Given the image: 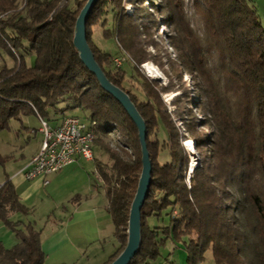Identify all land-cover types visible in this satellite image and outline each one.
<instances>
[{
    "label": "trees",
    "instance_id": "16d2710c",
    "mask_svg": "<svg viewBox=\"0 0 264 264\" xmlns=\"http://www.w3.org/2000/svg\"><path fill=\"white\" fill-rule=\"evenodd\" d=\"M157 1L154 11L173 25L171 45L178 63L170 60V68L177 71L178 80L179 66L187 72L198 98L193 102L183 87L171 111L161 93L175 89L172 80L162 86L139 72L148 60L163 65L147 50L156 44L151 37L155 21L144 14L145 0H97L85 25L95 61L108 80L128 94L147 129L151 182L140 210L141 244L128 264H153L168 240L184 245L186 264H205L209 249L213 264H264V26L251 0H193L205 32L200 37L184 12L183 0ZM85 2L0 0V47L13 60L0 68V130L8 128L10 120L31 114L50 123L59 113L60 121L69 109L89 112L80 118L97 123L92 161L118 245L105 263L109 264L126 243L141 153L135 125L99 87L72 44L75 19ZM126 2L136 4L132 14L124 10ZM107 12L111 23L102 34L114 39L126 56L130 78L138 82L143 99L123 84L125 68L91 42L90 26L105 27ZM30 54L34 61L28 65L25 56ZM58 103L65 106L58 108ZM113 130L121 133L115 148L102 138ZM184 133L194 140L198 154L191 172ZM94 146L109 162L97 158ZM161 152L166 153L163 160ZM7 160L0 154V165ZM15 212L27 215L30 209L6 179L0 185V222L17 241L10 248L0 241V264H44L40 230L11 220Z\"/></svg>",
    "mask_w": 264,
    "mask_h": 264
},
{
    "label": "crops",
    "instance_id": "0c3cea01",
    "mask_svg": "<svg viewBox=\"0 0 264 264\" xmlns=\"http://www.w3.org/2000/svg\"><path fill=\"white\" fill-rule=\"evenodd\" d=\"M251 1L262 25L264 22V0ZM21 118L17 120L20 132H15V136L23 134L22 131L27 134L33 131L35 133L36 129ZM58 122L59 118H56L50 123L56 125ZM41 139L40 136L36 148L28 155L18 151L22 148L21 145H10L9 143L8 150L0 151L1 155L8 157V160L0 165L2 167L0 185L6 179L10 180L19 201L28 207L30 212H32V206L28 205L26 201L36 194L41 185L45 187L51 185L50 193L58 199L51 213L53 217L50 219L51 222L48 217L42 227H37L35 222L27 221L35 229L40 230V247L44 253V264H105L118 245L113 235L114 226L107 211V198L100 186L101 182L94 165L92 168H85L86 160L77 158L60 171L49 175L46 184L43 183L41 177L26 180L23 172L38 151ZM89 169H93L92 176L89 174ZM66 180L68 184L72 183L71 180H74L75 183L67 197L64 195L67 190L54 187H59L60 183L62 184ZM54 182H57L58 185H54ZM47 196H50L49 193ZM16 213H12L10 217ZM13 221H20L21 227L27 224L19 218ZM2 227L5 226L0 222V230ZM0 241L3 243L2 239ZM161 249L163 251H161L158 264H186V252L182 243L168 240ZM90 259L95 260V263H92Z\"/></svg>",
    "mask_w": 264,
    "mask_h": 264
},
{
    "label": "rangeland",
    "instance_id": "374dc122",
    "mask_svg": "<svg viewBox=\"0 0 264 264\" xmlns=\"http://www.w3.org/2000/svg\"><path fill=\"white\" fill-rule=\"evenodd\" d=\"M65 1V0H63ZM70 3H72V0H70ZM158 1H152L150 0L149 2L147 0H145V9L144 10V14H151V16L154 18V25L152 27V44H156V47H153L152 45H149L147 47V50L149 52H151V54L155 55L157 58L160 59L162 65V68L157 65V63L153 60H148L145 63H150L153 64V66H155L162 74L163 76V80H156V79H152V77H148L151 81L162 85V86H166L169 84L170 79L172 80V83L175 85V89L166 93H161V98L163 100V102L166 104L167 108L169 111L173 110V105L171 104L172 100L174 99V97L176 95H178L181 91V88L185 87L189 92L190 95L192 96V100L193 102H195L198 98H197V92L194 91V87H193V81L190 79V76L187 74L186 71H184L180 66H179V74H181V80H178L177 78V71H174L170 68L169 65V61L172 60L173 62H177V56H176V50L173 48V46L171 45L172 42V38H174V31H173V25L167 21V17L166 15H159L157 12L154 11L153 6L154 5H158ZM135 3H128L126 2L124 5V10L126 13L128 14H132L134 7H135ZM183 9L184 12L187 14L190 23L192 25V28L194 29V31L200 36L203 37L205 35L204 29H203V24H202V20L200 18V15L198 12H196V7L194 6L193 0H183ZM146 18V17H143ZM105 21L107 22V24L105 25V27H103L100 23L94 24L90 26V39L91 42L96 45L97 47H99L100 49H102L103 51H105L106 53L110 54L112 56V58H119L121 59L122 63H121V67H124L127 75H126V80L124 81V85L126 87L131 88L132 92H136L141 99H143L142 93L139 90V84L135 79L130 78V72H131V66L128 62H125L126 60V56L120 52L116 42L114 41V39H106L103 36V31L104 28H109L110 27V23H111V13L107 12L105 14ZM103 19V20H104ZM168 22V23H167ZM262 25H264V22H262ZM173 36V37H172ZM25 61L28 65L32 64L34 61V55L30 54L25 56ZM127 61V60H126ZM13 63V60L11 58V56L0 47V68L2 67L3 64H6L7 66H10ZM139 72L140 74L144 75V76H148L146 75V71L144 69H142V65L139 67ZM132 73V72H131ZM58 108H62L65 106V103H58L56 105ZM192 112L195 116V118H197L198 120H200L202 118L201 114L199 113V111L193 106L192 108ZM53 110L49 111L50 117L54 116L53 115ZM62 114H58L57 118H60ZM65 116H70V115H77L79 117H86L89 115V112L87 110H82L79 108H73V109H69L66 112H64ZM24 122H29L30 126L33 127L35 130V133H24L23 131L19 136H15V132H20V128L19 126V121L17 120H10L9 122V127L3 130H0V151H6L8 150V143L10 145H17V146H22L21 149H17L20 153H23L25 155H28L30 152H32V150H34L37 146V142L40 138V136L42 137L41 133L38 131V127H39V119L36 115L31 114V115H27V116H22L21 118ZM178 126L180 127V129L182 131L185 130L184 125L181 124V122H178ZM202 130L205 133H208L209 130L208 128L204 127L202 128ZM185 134V140L182 141L183 145L186 146L185 148L187 149V153L189 156V169L188 172H191L192 169L194 167H190L191 164H193L192 160V156L194 154L195 158V162L197 164L198 162V154L197 151L195 149V143L194 140L187 134ZM120 137H121V133L120 131L117 130H113V131H109L108 133H106L105 135L102 136L103 140L105 142H107L111 147L115 148L116 146H120ZM159 138L163 139V133L160 131L159 133ZM189 141V144H186V142ZM190 146V147H189ZM191 148V149H190ZM95 154L97 155V158L100 159L102 162H109L108 157L106 154L104 153H99V149L94 146L93 148ZM99 150V151H98ZM191 153V154H190ZM166 158V153L165 152H161L160 154V159H165ZM81 160H84L83 158H81ZM85 161V160H84ZM86 165L85 168H92L93 167V161H86ZM92 171L93 169H89V174L92 176ZM2 174V167L0 166V176ZM51 180V178H50ZM72 183L68 184V181H63L62 184L60 183L59 187L54 186L55 188H60V190L64 189L67 190L66 192H64L65 196L67 197L68 193L71 191V188H73L72 186L75 184L74 180H71ZM54 185H58L57 182H54ZM50 189H52L51 185H47L46 187L41 185L36 194L34 196H32L28 201H26V203L30 206H32V212H30V214L27 215H21L19 213H16L14 216L10 217L11 220H15L16 218L21 219L22 221H25L27 223L31 222L34 223L35 225L38 227H42L44 222L48 219L49 217V221L50 219H52V211L54 209L55 202L58 200L57 198H55V196L53 194L50 193ZM70 189V190H69ZM47 193H49L50 196H47ZM69 196V195H68ZM62 199V198H61ZM51 222V221H50ZM0 239L3 240V245L6 248H10L12 247V245L14 244V241L16 240L14 237V234L6 227H2L0 230ZM17 241V240H16ZM161 251H163V249H161ZM102 253V252H101ZM164 255V252H163ZM90 261L92 263H95V260L90 259ZM99 261V260H98ZM96 261V262H98ZM160 261V259H158L156 262H154L153 264H158V262ZM205 264H213V259H212V253L211 250H207L205 252Z\"/></svg>",
    "mask_w": 264,
    "mask_h": 264
},
{
    "label": "water",
    "instance_id": "95a60500",
    "mask_svg": "<svg viewBox=\"0 0 264 264\" xmlns=\"http://www.w3.org/2000/svg\"><path fill=\"white\" fill-rule=\"evenodd\" d=\"M96 2L97 0H86L80 9L74 23L72 44L78 54L79 60L86 69L95 76L99 87L121 105L137 129L141 153V170L137 180L135 193L129 207L126 227V243L118 255L109 263L128 264L138 252L141 244L140 210L151 182V162L146 147L147 129L143 118L128 94L108 80L95 61L93 53L88 45L85 29L86 19Z\"/></svg>",
    "mask_w": 264,
    "mask_h": 264
},
{
    "label": "built area",
    "instance_id": "2783aa9c",
    "mask_svg": "<svg viewBox=\"0 0 264 264\" xmlns=\"http://www.w3.org/2000/svg\"><path fill=\"white\" fill-rule=\"evenodd\" d=\"M121 61L119 58H113L116 66H120ZM146 64H142V69L148 75ZM38 119V131L41 133L42 139L38 151L23 172L26 180L41 177L43 183L46 184L49 175L60 171L77 158H83L86 161L93 160L92 145L97 125L94 120H84L78 116L70 115L62 117L56 126H52L45 119ZM192 158L191 168L196 166L194 154Z\"/></svg>",
    "mask_w": 264,
    "mask_h": 264
},
{
    "label": "bare ground",
    "instance_id": "6f19581e",
    "mask_svg": "<svg viewBox=\"0 0 264 264\" xmlns=\"http://www.w3.org/2000/svg\"><path fill=\"white\" fill-rule=\"evenodd\" d=\"M146 69L148 72V76L152 77V79L163 80V76H162L161 72L155 66H153V64L147 63ZM189 143H190L189 141L186 142V144H189Z\"/></svg>",
    "mask_w": 264,
    "mask_h": 264
}]
</instances>
